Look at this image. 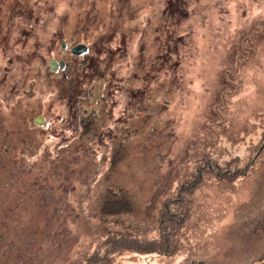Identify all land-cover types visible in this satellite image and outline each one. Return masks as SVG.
I'll return each instance as SVG.
<instances>
[{
  "label": "rangeland",
  "instance_id": "rangeland-1",
  "mask_svg": "<svg viewBox=\"0 0 264 264\" xmlns=\"http://www.w3.org/2000/svg\"><path fill=\"white\" fill-rule=\"evenodd\" d=\"M0 264H264V0H0Z\"/></svg>",
  "mask_w": 264,
  "mask_h": 264
},
{
  "label": "water",
  "instance_id": "water-1",
  "mask_svg": "<svg viewBox=\"0 0 264 264\" xmlns=\"http://www.w3.org/2000/svg\"><path fill=\"white\" fill-rule=\"evenodd\" d=\"M86 50H87V47L84 44H80L78 46H72V49H71V51H73V52H79V53L80 52H84ZM49 65H50V67L52 69L57 68L58 67V61L55 58H52L50 60V64ZM59 67L60 68H63L64 67V62L62 60H60V62H59ZM34 121L35 122H38V123H41L43 120L40 119V118H38V117H35L34 118Z\"/></svg>",
  "mask_w": 264,
  "mask_h": 264
},
{
  "label": "clouds",
  "instance_id": "clouds-1",
  "mask_svg": "<svg viewBox=\"0 0 264 264\" xmlns=\"http://www.w3.org/2000/svg\"><path fill=\"white\" fill-rule=\"evenodd\" d=\"M57 60V59H56ZM60 60H62V59H59V60H57L58 61V67L57 68H60L59 67V62H60ZM63 61V60H62ZM64 62V61H63ZM64 66H65V62H64ZM35 118V117H34ZM43 120V119H42ZM38 123V122H37Z\"/></svg>",
  "mask_w": 264,
  "mask_h": 264
},
{
  "label": "bare ground",
  "instance_id": "bare-ground-1",
  "mask_svg": "<svg viewBox=\"0 0 264 264\" xmlns=\"http://www.w3.org/2000/svg\"><path fill=\"white\" fill-rule=\"evenodd\" d=\"M43 122V121H42Z\"/></svg>",
  "mask_w": 264,
  "mask_h": 264
},
{
  "label": "flooded vegetation",
  "instance_id": "flooded-vegetation-1",
  "mask_svg": "<svg viewBox=\"0 0 264 264\" xmlns=\"http://www.w3.org/2000/svg\"><path fill=\"white\" fill-rule=\"evenodd\" d=\"M66 64V63H65Z\"/></svg>",
  "mask_w": 264,
  "mask_h": 264
}]
</instances>
